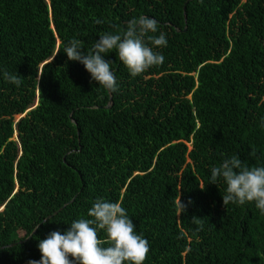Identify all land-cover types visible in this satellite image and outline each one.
<instances>
[{"label": "trees", "instance_id": "1", "mask_svg": "<svg viewBox=\"0 0 264 264\" xmlns=\"http://www.w3.org/2000/svg\"><path fill=\"white\" fill-rule=\"evenodd\" d=\"M139 16L164 62L133 78L113 50L116 92L64 53ZM262 119L264 0H0V264L38 261L99 198L149 241L144 264H264V215L209 184L233 155L264 166Z\"/></svg>", "mask_w": 264, "mask_h": 264}, {"label": "clouds", "instance_id": "2", "mask_svg": "<svg viewBox=\"0 0 264 264\" xmlns=\"http://www.w3.org/2000/svg\"><path fill=\"white\" fill-rule=\"evenodd\" d=\"M94 22L102 23L100 19ZM158 28L155 19L139 16L128 21L124 29L101 34L87 52H84L81 40L71 39L64 47V53L68 60L84 66L90 74V82L94 81L111 94L117 91V83L110 61L104 57L115 50L133 78L162 65L164 56L155 49L166 47L168 42L165 33L154 35ZM3 75L7 82L16 86L21 84L19 75L7 71ZM261 126L264 127V119ZM218 179L226 185L223 206L254 203L264 215V166L249 167L233 155L211 168L209 184H216ZM200 188L203 190L204 186ZM176 206L177 215L187 207L180 197ZM87 217L74 220L64 231L49 232L37 245L40 259L29 260L28 264H144L149 253V241L142 234H137L122 202L99 198L88 210ZM99 230L104 231L105 239L98 238Z\"/></svg>", "mask_w": 264, "mask_h": 264}, {"label": "water", "instance_id": "3", "mask_svg": "<svg viewBox=\"0 0 264 264\" xmlns=\"http://www.w3.org/2000/svg\"><path fill=\"white\" fill-rule=\"evenodd\" d=\"M184 11H185V8L183 9ZM183 16H184V19L186 20V15H185V12L183 13ZM56 214V213H55ZM49 219V217L46 219V220H48Z\"/></svg>", "mask_w": 264, "mask_h": 264}]
</instances>
